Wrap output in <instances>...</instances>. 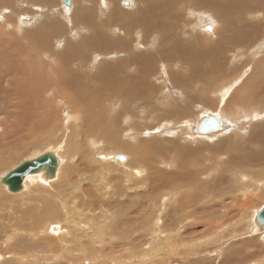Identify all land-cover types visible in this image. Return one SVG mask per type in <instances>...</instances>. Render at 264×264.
<instances>
[{
    "label": "bare ground",
    "instance_id": "bare-ground-1",
    "mask_svg": "<svg viewBox=\"0 0 264 264\" xmlns=\"http://www.w3.org/2000/svg\"><path fill=\"white\" fill-rule=\"evenodd\" d=\"M80 1L69 0L65 3L64 0H0V19L6 21V27L15 33L14 35L11 32H6V29H0V117L7 114L4 118L10 120L13 117L12 113L17 116L16 112H12L17 107V111L21 115L25 111L33 110V114L38 117L46 114L47 119V124L44 127H38V123H35L33 129L31 125L29 127L24 126L23 129L16 128L12 136L8 135L6 139L0 136V166L6 164L8 160L11 162L13 153H17V150L21 149L23 145L16 144L25 138H30L32 142H39V140L53 136L57 131L66 132L69 136L66 149L45 150L36 156L23 160L9 170L11 171L25 161L50 151L54 152L59 159L54 176L43 177L41 172L27 174L23 181V189L18 192L10 191L5 183L0 182L1 193H5L2 189L5 187L12 194L10 197H22L27 194V198L24 200L26 206L21 204L20 208L13 211L16 212L15 223L12 226L13 235L5 240L4 246H8L0 252V262L3 264L13 258L12 264H54L55 261L57 264V261L64 259L69 260L68 262L71 264H179V258L175 255L177 249H171L175 245L174 240H172L173 234L166 233V228L160 227L161 222L164 225H174L175 222L165 220L169 218L164 216L167 214H163L162 217L160 211L162 206H166L163 212H167L168 206H172L173 209L170 210V213L175 211V213L185 214V216L192 214L195 216L197 211L203 213L204 216L208 217V219L205 217L207 220L203 224L210 228L209 241L216 240L214 241L215 244L229 236L223 233L222 229L224 228L222 227L230 226L236 220L234 221V218L229 216L230 212L225 211L226 209H224L226 215L222 217L220 216L222 212L208 207L210 205H208L209 200L213 199L210 196L214 194L210 190L207 191L205 186H201L200 180L208 170L212 171L213 165L211 163L209 167L204 166L203 171L200 172L198 169L201 160L196 159L195 162H191L189 159L191 152L197 154L199 149L192 151L187 145L182 152H177L179 157L174 159L173 154L170 155L160 146V151L162 152L163 149L165 151L162 157H152V159L147 157L148 159L145 160L144 155L146 156L147 151L152 152V147L149 150L148 144L145 147L141 140H134L131 135L132 142L130 139H122L123 131L128 134H132L133 131L128 126L122 128L121 125L124 122L128 124L131 122L134 127L142 130V133L139 131L141 133H138L139 135L147 133L150 128L149 126L147 128L145 124L147 117L144 115L145 103L142 100L146 99L147 101L151 93L165 90V78H170L172 82L170 95L167 97L174 96L177 103L171 105V110L166 109L161 112L157 124L152 126L155 129L162 125L167 115H171L176 119L164 124L171 125L181 120L186 122V126L184 125L186 130L178 132V129L172 126L170 137L178 134L181 140L186 142L196 136L193 135L194 132L201 135L217 134L224 130L228 119L233 121L239 119L237 109L234 106L230 110L221 108L219 114L206 115L199 122L197 121L196 125L193 124L195 118L190 112L191 103L186 102V98L193 93L185 87H182L181 91L175 86L177 82H180L182 85L191 87L192 82L198 79L196 74L203 70L201 80L205 81L204 84L209 83L207 93L212 92L211 94L218 95L219 98H215L213 101L223 103L231 89L230 87L221 88V86L226 85L222 79L224 74L222 64L227 60L225 54L237 47H255L259 43L260 37L264 34V0H83L86 4L94 6L87 7L88 9L94 8V10L90 11L91 13L83 12L82 17L77 16L79 19H76V14L84 9V6L81 5L80 7ZM43 2H47L49 5H43ZM123 5L128 6L130 10H126ZM161 9H166V14L162 15ZM105 12L109 13V17H103ZM129 13L132 15L130 19H123L124 21H122V15L128 16ZM259 17L262 19L259 20ZM10 19H15V23H11ZM62 22L67 23L69 28L66 26L67 30L58 34L61 35L58 37V41L62 43L56 44L57 46L54 45L58 49L61 48L60 51H57L56 48L52 49L48 35L54 31L55 27L58 26L59 28ZM106 27L110 28L113 36L106 33ZM82 31L87 32L83 35L81 34ZM122 32L125 34L122 35ZM152 34L157 35V40L154 42H152ZM22 37L40 49L41 55H37V57L44 58V60L37 69L30 63L31 60H34L35 55L29 56L31 55L30 51L28 52L29 48L23 49L21 47V45L23 46ZM62 47L69 49L67 48L68 51L62 50ZM108 47L111 49L108 50ZM113 48L118 49V53L111 55ZM104 50L109 51V53L101 54V51ZM257 50L263 52L264 44L257 46ZM22 51L26 52L23 53ZM87 51H92L94 54H88ZM96 53L98 54L96 55ZM119 56L122 57L119 58ZM195 56L199 60L209 57L214 61L205 62L206 65L203 68L196 67L193 74H179L169 69L170 76L160 78L157 81V77H160L159 67L157 68L155 64L147 65L148 59L159 60L164 58L167 60L166 63L169 68L175 66L176 63H179L178 67L183 62L193 64ZM46 58L50 63L46 61ZM103 58H113V60L106 61ZM26 59L27 61H25ZM35 69L36 72L38 71L43 75L42 78L34 77ZM195 91L197 92L196 89ZM179 97L182 101L178 99ZM46 98L49 100L43 104ZM33 101L35 103L31 105ZM129 101L134 104V109L130 106ZM65 102L70 105L74 104L73 102L78 103V106L74 108V113L67 115L71 124L68 127L67 119L65 120L60 116V112L65 109ZM106 102H114L111 111L106 108ZM80 103L84 104L83 107L86 108H79ZM57 104L62 105L58 108ZM210 116L217 118L220 128L208 132L199 131L197 128L201 121ZM263 118L264 114L258 112L253 115V119L256 121H261ZM15 120L18 121L19 118ZM15 120L14 124L11 123L13 128L15 124L17 126ZM155 121L157 120L154 119ZM0 122L3 123L2 120ZM18 123L20 124V122ZM59 123H62L63 126H59ZM19 124L18 126H20ZM252 126L251 133L253 135L249 139L254 140L258 138V135H261V138L264 137L262 133L264 126H257L255 122L252 123ZM60 128L61 130H59ZM199 129H204V127L200 126ZM8 130L7 132H9ZM3 132L6 135L7 132ZM3 132L1 135H4ZM222 135L229 136L222 138L219 143H214V145L205 144L210 152L215 151L217 154L210 158L215 161L214 165L217 166V161L222 164L223 155L228 154L225 156V158L228 157L226 159L228 163L240 167L238 166L240 159L237 161L240 151L232 155L231 153L237 150L239 141L246 140L245 136L241 133H232L231 129L228 128ZM74 142L82 146L77 155L70 150ZM131 143H135L132 150L139 152L135 157L137 161L135 165L132 163L134 161L133 155H131L130 161L127 156L119 153L128 147L131 148ZM137 143L140 147L137 146ZM166 149L174 152L175 147ZM26 150L28 149L26 148ZM149 154L151 155V153ZM73 156H80L81 162L77 170L78 172L80 170L86 171V176L75 174L68 179V173L64 175L67 171V161L64 159L70 160L73 159ZM154 156L157 157L155 154ZM127 160L130 162L122 163ZM174 161L177 162V165L189 163L197 168V170L192 171L195 178L189 180L181 172L180 178H177L173 172L165 169L168 172L164 171L165 174L162 172V175L157 178L158 181L152 186L154 192L163 189L162 192L165 194L160 196L161 192L156 194L150 191L151 189L148 190L143 187V182L146 180L144 175L147 172L144 170L145 167L158 168L163 163L171 167ZM97 164L98 166H95ZM115 168L125 170V173L120 178L123 184L117 185L116 189L114 188L115 190L112 191L111 183L117 175L116 172V175L113 176L112 174ZM97 169V175H87L90 171ZM68 170L70 169L68 168ZM186 171H189V167ZM62 172L64 177H61ZM178 172L179 170H177ZM230 172L235 173L238 177V183H236L239 185L234 190L235 192L231 191L233 189L230 190L238 201L240 195L245 198L247 192H253L255 195L264 186V178H261L260 181L257 180L250 174L251 171L250 173L246 172L249 177L236 170ZM8 173L7 171L2 174L0 179ZM224 174L226 173L224 172ZM233 176L235 177V175ZM247 177L248 182L252 181L254 187L245 182ZM56 179L61 182L53 188L50 183ZM171 181L175 183L171 185ZM131 188L133 193L129 191ZM205 190L206 192H203ZM261 196L263 195L261 194ZM162 197L164 201L161 200ZM16 199L14 197L10 200L14 202ZM246 202L249 201L246 200ZM237 204L238 206L241 205L239 202ZM263 206L264 203L257 211H252L254 214L244 213L250 206L241 207L243 212L234 225L238 227L245 221L248 223L246 228H251V233L259 236L264 244V230L260 229L261 226L257 221V216ZM117 208H119V212H117ZM157 228L159 231L153 233L157 231ZM220 228L222 229L220 230ZM227 228L230 227L225 229ZM18 236L27 237L26 242L24 243L21 239L16 244L14 240ZM179 236L182 241L184 240L183 242L192 238V236L183 235L182 231ZM54 237H58L59 240L55 241ZM182 241L181 243H183ZM206 241L208 240L206 239L204 242ZM12 242H15L14 250L9 251ZM183 246L189 248L186 244ZM191 248L193 250V247ZM165 253H173L171 255L175 257L172 261L170 259L171 262L166 261L168 258H164L167 256ZM238 253L237 247L233 251L224 252L220 264H227L231 261L236 263L238 260L236 262L234 260L237 259ZM186 262L184 263L188 264ZM253 264H264V257L259 258Z\"/></svg>",
    "mask_w": 264,
    "mask_h": 264
},
{
    "label": "rangeland",
    "instance_id": "rangeland-1",
    "mask_svg": "<svg viewBox=\"0 0 264 264\" xmlns=\"http://www.w3.org/2000/svg\"><path fill=\"white\" fill-rule=\"evenodd\" d=\"M61 4H63V3L61 2ZM43 5H49V4H47V2H43ZM50 5H52V4H50ZM79 5H80V7H81V5L84 6V9H81L80 13H78L80 15L76 14V17H75L76 19L78 17L81 18L83 12L87 13V12H90V11H93L94 10V8L93 9H88L87 7H90V6L91 7H94V6L93 5L86 4L83 0L80 1ZM123 7H125L126 10H130V8L128 6H124L123 5ZM108 14H109L108 12H105V16H103V17L104 18L109 17ZM161 14L162 15L163 14H166V9L165 10L164 9H161ZM131 16H132L131 13H129L128 16L127 15H122V21H124L126 19L127 20L130 19ZM164 16H166V15H164ZM258 19L260 20V19H262V17H259ZM9 21L11 23H15L16 20L15 19H10ZM6 24H7L6 21L4 22L2 19H0V29H2V30L3 29L4 30L6 29V32L13 33V31L10 28H7L6 27ZM66 26H68V24L67 23L65 24L64 22H62V24L59 26V28H58V26H57V28L55 27L56 29L54 28V31L57 30V32L54 33V31H52V32L49 33L48 37L50 38V45H51V47H52L53 50L56 48L57 51H60L61 48L58 49L55 46H57L58 44H61L62 43V42L58 41V37L61 36V35H58V34H60V33L62 34L63 32H65V30H67V27ZM68 28H69V26H68ZM59 29H60V31H59ZM105 31L110 36H113V33H111L112 31L110 30L109 27H106L105 28ZM178 31L180 32L179 29H178ZM86 32L87 31H82L81 34L84 35ZM13 34L15 35V33H13ZM124 34L125 33L122 32V35H124ZM151 37H152V42H154V41L157 40V38H156L157 35H153L152 34ZM261 37H260V39L258 41L259 43L255 47L254 46L253 47H246V48H242V47H239L238 48L237 47L233 51H229V52H227L225 54V56H227V60H225L224 64H222L223 65V71H224L223 72L224 74H223L222 79H224V82L223 83L226 84V85L221 86V88L224 87V89H227V88L230 87L231 89L229 90L228 94L226 95L225 101L223 103H220V102L217 103L216 101H213L215 98H219L218 95H213V94H211L212 92H208L207 93L206 90L208 88L207 85H209V83L208 84L207 83L204 84L205 81L204 80H201L202 79V72H203V70L199 71V73L196 74L197 77H198V79L195 82H192V86L191 87L182 85V83L177 82L174 79L175 82H177V84L175 86L176 89H179V90L182 91V87H185L190 92L193 93L192 95H190L189 97L186 98V102H190L191 103L190 112L193 114V117L195 118V120H193L194 121L193 124L196 125L206 115L215 114V113L219 114L220 111L223 108H227V109L230 110L231 107H234V106H235L234 108L237 109L236 112H237V115L239 116V119H237V120L239 122L237 120L236 121H233L231 119H228L227 120L228 126L226 124L224 130L221 131V132H219V133H217V134L215 133V134H208V135L202 134L201 135V134L196 133V132L193 131L195 133L193 135H196V136L192 137L191 138L192 140H188L186 142H183L178 134L177 135L174 134V135H172L170 137V134H171L170 131L172 129V126L173 127L175 126L174 128L178 129V132L186 130L185 129V126H186L185 123L186 122H182L181 120L178 123H172L171 125L164 124L166 122L170 123L172 120L176 119L175 117H173L171 115H167L166 119L162 122V125L160 127L156 128V129L154 127H152L155 124H157L158 119H159V116H161L160 115L161 112H164V110H166V109L171 110V105L177 103V101L174 100L175 99L174 96L167 97V96L170 95L169 92H170V88L172 87V82L170 81V78H165V77L170 76L169 73H168L169 72V69L171 71H175V72H177L179 74H193L196 67H202L203 68V66L206 65L205 62H208L209 60H211V62L214 61L212 58H209V57L208 58H205V59L199 60L197 58V56H195L194 57L195 58V62L193 64H191L190 62H188V63L183 62L182 64H180L177 67V65L179 63H176V64L174 63L175 66H171L173 68H171V67L169 68V65L166 63L167 60L164 59V58L159 59V60H151V59H148L147 65L155 64V66L157 68L159 67V69H158L159 72L158 73H159V76L160 77H157L156 81L159 80L160 78H165V80H164V85H165L164 86V89L165 90H159V92L151 93L150 95L152 97L149 95V97L147 98V101H146V99L145 100H142L145 103V107H144L145 108L144 109L145 112H144V115H145V117H147V121H145V124H146V127L148 128V126H149L150 129L147 131V133H144V135L143 134L142 135H139L138 133H140V132L142 133V130H139L136 127H134L131 122H129V124L126 123V122H124L121 125L122 128H125V126H128L133 131L132 134H128V133H126V132L123 131L122 132V139H124V140H129L130 139V141H131V139L133 137L134 140L135 139L141 140L142 143H144V146L145 147L148 144L147 147H149V150H151V147H152V150H151L152 152L147 151L146 156L144 155V159L145 160H147L148 158L149 159H152V157H154V158L162 157L164 155L163 153L165 151H167L170 155L173 154L174 159H176L177 157H179V154L177 152H179V151L182 152L183 148L185 146H187V145L190 146V148L192 149V151H194L195 149H199V151L197 152V154L191 152V154H190L191 157L189 159L191 160V162H195L196 159L201 160L200 161V168L198 169V170H200V172L203 171L204 166L209 167V166H211V163L213 165L212 171H209L208 170V172L200 180V182L202 184L201 186H205L206 189H207V191L210 190L214 194V195H211L210 196V197H213V199L209 200L208 205L209 204L210 205L208 207H211L212 210L215 209V210H217L219 212H222V214L220 215L222 217H224L226 215L225 211L230 212L229 213V216L231 215V217L234 218L233 219L234 221L235 220L237 221L238 217L243 212L242 211L243 208H241V207L250 206L251 209L247 207V210L245 209L246 211H244V213L245 212L246 213L248 212L247 214H254L253 212L255 210L257 211V209H259L263 205V203H264V199H263L264 198V186H262L261 189H260V192H258L255 195H254L253 192H247V196L248 197L246 196V198L245 197H242L243 195H240V200L238 201L237 197L236 198L234 197V195H233L234 193L232 194V192H235L234 190L239 185V184H237L238 183V177H237V175L235 173H231L230 172L232 170H236L239 173L242 172L243 174L247 175L246 172L248 171V173H250V171H251L250 174H252V176L255 177L257 180L260 181L261 178L262 179L264 178V137L261 138V135H258V138L254 139V140L249 139V138H252V135H253L251 133V131L253 130V128H252L253 127L252 126V123L253 122H255L257 124V126H264V118L261 119V121H259V120L256 121L255 119H253V115L255 113H257V112L260 113V114H264V50H263V52H262V50H260V51L257 50V46H260V45L264 44V41H263L264 40V34ZM21 41H22L21 43L23 44V46L21 45V47L23 49L29 48L28 49V52L30 51V54L31 55H29V54L28 55L29 56L35 55L34 60H31L32 62H30V63H32V65L34 66V68L37 69L38 66L41 65V63H43V60H44V58L43 59H40V58L37 57V55H41L40 49L36 45L35 46L34 45H31L23 37L21 38ZM195 44H197V43H195ZM52 45L53 46L55 45V46L53 47ZM25 46H26V48H25ZM29 46H33V47H29ZM67 48L68 47H62V50L63 49H66L68 51L69 48L68 49ZM107 49L110 50L111 47H108ZM22 52L25 53L26 51L25 52L22 51ZM116 52L118 53V49L113 48V52H111L110 54L113 55ZM87 53L88 54L89 53L94 54L92 51H87ZM102 53H109V51L107 52L106 50H104V51H101V54ZM97 54L98 53H96V55ZM110 57H113V56H110ZM121 57L119 56V58H121ZM103 59H105L106 61H112L113 60V58H103ZM239 59H240V61H239ZM95 60H96V58H95ZM25 61H27V59ZM46 61H48L50 63V61L47 60V58H46ZM211 62L209 63V65L211 64ZM211 66H212V64L210 65V67ZM30 67H31V64H30ZM36 69L34 71L35 72L34 77L35 78H42L43 75L41 73H39L38 71L36 72ZM100 85H102V84H100ZM195 89L197 90V92L195 91ZM105 93H107V92L105 91ZM178 99L182 101V99L180 97ZM47 100H49V99L46 98L45 101L43 102V104H46L47 103ZM146 102H147V104H146ZM148 102H150V103H148ZM34 103L35 102L33 101V103L31 105H33ZM73 103L74 104H71L70 105L69 103L65 102V105H66L65 106V109L60 112V116L63 119H65V120L67 119V127L71 125L69 123V118L67 117V115H71L72 113H74V111H75L74 108L76 106H78V103H76V102H73ZM113 103L114 102H112V103L111 102H106L105 103L106 108L111 111L112 110ZM62 104H64V103H62ZM62 104H57V107L59 108ZM129 104L132 107V109L135 108L134 104L131 101H129ZM207 104H209V105H207ZM80 105L81 106L79 108H81V109L86 108V107H83L84 104L80 103ZM119 105H121V103H119ZM10 110H12V109H10ZM12 112H16L17 113V116L12 113V116L13 117L10 119L11 121L4 118V116H7V114H4V116H1L0 117V120H2V122H3V123L0 122V126H1L0 127V136H3L4 139L8 138V135H11L12 136V133H14V130L16 128L23 129L24 126L29 127L31 125L32 126V129H33V126H34L35 123H38L37 124L38 127H44L47 124L46 114L42 115L41 117H38L36 114H33V110H28V111H25L23 115H21V113L17 111V107ZM85 114H87V113H85ZM196 114H198V115H196ZM156 116H157V118H156ZM17 118H19L18 121L15 120ZM12 119H13V121H12ZM154 119H156L157 121L154 122ZM14 120H15V122L17 121V126L15 124L16 127L14 126V128H13L12 127L13 125H11V123L14 124ZM18 122H20V124ZM18 124L20 126H18ZM8 126H10L9 127L10 129L9 130H8ZM59 126L62 127L63 124L62 123H59ZM227 128L228 129H231V132L232 133H238V134L241 133V135H244L245 138H246L245 141H239L237 150L236 151H233L231 153V155H232L233 153L240 151V152H238L239 155L237 156V161L240 159L239 160V164H241V165L238 164V166H240V167H237L236 165H231V164L228 163V160H226V159H228V157L225 158V156H228V154L223 155L224 157L221 159L222 164L217 161V166H215L214 165L215 164L214 163L215 161L212 160L210 157L211 156L212 157H215L217 154L215 153V151H211L210 152L209 149L205 145V144H212V145H214V143H219V141L222 138L228 137L230 134L229 135H225V136L222 135L224 133L225 129L227 130ZM240 128L241 129L243 128V130H240ZM262 128H263L262 133L264 134V127H262ZM6 129L10 133L7 132ZM11 129H13V130H11ZM2 130L3 131H6L9 134L6 133V135H7L6 136L5 135V132H3ZM59 130H61V128ZM151 131H153L154 134ZM159 131H160V133H159ZM1 132H3L2 134H4L5 136L4 135H1ZM186 133L188 135V133H189L188 130H187ZM68 138H69V136L67 135L66 132L57 131V133L55 132V134L53 136L44 138V140L42 139L41 141L39 140V142L38 141L37 142H32V141H30V138H28V139L25 138L24 140H21L19 142V144H16V145H22L23 144L22 145V148L19 149V150H17V153H13V155L11 156V162H9L10 160H8L6 164L0 166V176L2 174H4L5 172L9 171L10 169H12L13 167H15L16 165H18L23 160H25L27 158H30V157H33L34 155L36 156V155L44 152L45 150H48V149H54V150H56V149H59V150L60 149H62V150L63 149H66L65 147L68 146L67 145V141L69 140ZM258 140H259V142H258ZM149 141H152V143H149ZM154 143H155V145H154ZM176 143H178V144H176ZM134 144L135 143H131L130 144L131 145V148L128 147L127 149H124L123 152H119V153L120 154H124L125 156H127L128 159H130V161H131V155H133L134 161L132 163L135 165L137 163V161L135 160V157H136V155L139 152L132 150ZM30 145H31V147L29 148ZM229 145L231 146V144H229ZM137 146L140 147V145L138 143H137ZM160 146L162 148H164L165 151L163 149V151L161 152L160 151L161 150ZM25 147L28 150H26ZM168 147L169 148L175 147L174 152H172L170 149L169 150L166 149ZM81 148H82V146L80 144H77L76 142H74L73 143V147H71L70 150H71V152L74 151L76 153V155H77V152ZM149 153H151V155ZM154 154L157 157H155ZM229 155H230V153H229ZM245 157H247V158H245ZM79 158H80V156H73V159H70V160L64 159V161H67V163H66V165H67V168H66L67 171H65L64 175L66 173H68V179H70L75 174H81V175H85L86 176V174H85L86 171L80 170L78 172V170H77V168L79 167V163L81 162V159H79ZM62 161H63V158H62ZM126 162H128V160L125 161V162H122V163H126ZM163 164L161 165V167L158 166V168L157 167H153V168L152 167H148V168L145 167L144 170L147 171L146 174L144 175V177L146 178V180H144V182H143V187H145V189H148V190L151 189L150 191L154 192L153 189H152V186L155 184V182L158 181L157 178L162 175V172H163V174H165L164 171L165 172H168V171L169 172H173V175H176L177 178H180V175H179L180 172L183 173V174H185L187 176L186 178H188L189 180H193L195 178L194 173L192 171L197 170V168H194L192 166V164L186 163V164L177 165V162H175V161L173 162V166H171V167H168L167 165H165L166 163H163ZM95 166H98V164L95 165ZM241 166H242V168H241ZM187 167H189V171H186L187 170ZM68 168L70 170H68ZM229 168L231 170H228ZM253 168H254V170H253ZM64 169H65V166H64ZM115 169H114V171H112L113 176L116 175V174L117 175L119 174L120 176L118 175V177H117V175H116L114 177L115 180L112 181V183H111V190L112 191H114L116 189L117 185L123 184V181L120 178H121V175L124 176V173H125V170H120L119 168H115ZM165 169L168 170V171H166ZM171 170H174V171H171ZM177 170H179L178 173H177ZM97 171H98V169L97 170L90 171L87 175H89V174L97 175L96 174ZM63 172H64V170H63ZM63 172L61 174V177H64L63 176ZM115 172H116V174H115ZM159 172H161V173H159ZM224 172L226 174H224ZM150 173H152V174H150ZM148 174H150V175H148ZM154 174H155V176H154ZM233 175H235V177ZM247 176L249 177V175H247ZM248 177L245 179V182L248 183V184H250V185L251 184L253 185V182L252 181L248 182ZM57 179L56 180H53V182L50 183V184L53 185L52 186L53 188L56 187V186H58L59 183L61 182L60 180L58 181ZM153 180H154V182H153ZM255 181H254V183H255ZM171 182H172V183H170L171 185H173L175 183L174 181H171ZM148 183H150V184H148ZM253 187H254V185H253ZM2 189H3V192H5V193H1L2 191L0 192V252L2 250H5L6 247L8 246V245L7 246H4V243H5L6 238L13 235L12 226H13V223H15L14 219H15V216H16V212H13V211H16L17 208H20L21 207V204L25 207L26 204L24 203L25 202L24 200L27 198L26 197L27 194L24 195V196H22L23 199H22V197L14 196L17 199H16V201L13 202L12 200H10V199H13L14 198L13 196L10 197V195H12V194L7 189H5V187L2 188ZM220 189H221V191H219ZM231 189H233V190H231ZM162 190L163 189H161L160 191H157V192H161L160 193V196H162V194H165V192H162ZM230 190L232 192H230ZM25 191H23V192H25ZM129 191L131 193H133L132 188H131V190L129 189ZM157 192H154V193L157 194ZM203 192H206V190L203 191ZM20 193H22V192H20ZM261 194L263 196H261ZM133 196H134V194H133ZM231 197H232V199H231ZM235 199H237V200L235 201ZM161 200L164 201L163 197L161 198ZM215 200H217V201L215 202ZM246 200L249 201V202H246ZM230 201H231V203H229ZM242 201H244L243 202L244 205L242 204ZM212 202H214V203H212ZM238 202L241 203V205H243V206H241V205L238 206V204H237ZM221 203H222V205L224 207L221 205ZM246 203H247V206H246ZM36 204H37V202H36ZM228 204H230V205L228 206ZM164 207L166 208V206H162V208L160 210L162 217H163V214H167V215H164V216H166V218H168V217L169 218L168 219H165V220L173 221V222H175V224L174 225H171V224L164 225L163 222H161L162 224H161L160 227L161 228L162 227L163 228H166V230H165L166 233H169V234L172 233L173 234L172 235V240H174L175 245L171 249L172 250L173 249H177V254L179 256L177 254H175V255H176L177 258H179V262H180L179 264H185L184 263L185 261H187L188 264H212L213 262H214V264H220V262L223 259L224 252L233 251V249H235L236 247H237V250H239L240 255L238 253V255H237L238 257L234 261L235 262L237 260L238 261L236 263H234L233 261H231L230 263H227V264H233V263L234 264H253L259 258H263L264 257V244L262 243V239L259 238V236H255V234H252L251 233V228H249V229L246 228L247 227L246 225H248V223H246L245 221L243 223H241L238 227H236L234 225V223L236 222L235 221L230 226H228V225H226L225 227L223 226L222 228H224V229L220 228V230L222 229V231H223V233L225 235H229V236L227 238H224L222 240H219L215 244L214 241H216V240H213V242L211 240L209 241L210 228H208L207 226H205L203 224L204 222H206V220L208 219V217L204 216L203 213L197 211L198 213L194 216L192 214V212H190L192 214L191 216H185V214L175 213V211H174L175 208L173 210L174 212L173 213H170V210L173 209L172 206H170V207L168 206L169 209L167 208V212H163ZM237 207L238 208L240 207V208L238 209ZM224 209H226V210L224 211ZM118 210H119V208H117V212H119ZM175 214L177 215V217H176ZM6 215H8V216H6ZM184 217H186V218H184ZM205 217L207 219H205ZM176 219H178V220H176ZM198 220H199V222H198ZM191 222H192V225H191ZM250 223H252V222H250ZM226 227H230V228L225 229ZM179 229H180V231H179ZM158 231H159V229L157 228V231H154L153 233H157ZM181 231H182V234L183 235H185L187 237L192 236V238L189 239V240H187L186 242H183L184 240L182 241L181 240V237L179 236V233ZM183 231H185V232H183ZM239 231H241V232H239ZM243 231H244V233H243ZM207 233H208V235H207ZM234 233H235L236 236L234 235ZM196 235H197V237H196ZM259 235L261 236L260 233H259ZM251 237H252L253 240L251 239ZM196 238H198V239H196ZM244 238H246V239H244ZM21 239L25 243L27 237H25V236H18L14 241H16V244H17V242L19 240H21ZM57 239H58V237H54V240L55 241H58L59 240V239L58 240ZM206 239L208 241L204 242ZM243 239H244V241H243ZM181 241L183 243H181ZM242 241H243V245L244 246L242 245ZM176 242H177L178 245L176 244ZM193 242H194V245L192 246ZM197 242H199V243H197ZM224 242H225V244H224ZM231 243H233V244H231ZM183 244H186L187 246L189 244H191V245L188 246L189 248H186V247L183 246ZM246 244H248V245H246ZM251 244H253V245H251ZM22 245H23V243H22ZM241 245H242V247H241ZM14 246H15V242H12V245L10 246V248H9L10 250L9 251H13L14 250ZM191 247H193V250H191L192 249ZM220 248H221V250H220ZM224 248H225V250H224ZM244 248H246V249H244ZM219 252H220V254H219ZM252 252L253 253L256 252V254H253ZM165 254L167 256L164 257V258L165 259L168 258L166 260L168 263L172 261L173 257H175L174 255H171L173 253H169V254L165 253ZM214 255H215V257H214ZM253 256H254V258H253ZM239 257H241V258H239ZM12 259L13 258L9 259L8 261L4 262L3 264H12L13 263L12 262ZM170 259H171V261H170ZM155 260H157V259H155ZM252 260H255V261L252 262ZM68 261H66L65 259L64 260H59V261H57V264H71V262H68ZM181 262H183V263H181ZM55 263H56V261L54 262V264ZM130 263H132V262H130ZM0 264H2V263L0 262ZM132 264H134V263H132ZM144 264H147V263H144Z\"/></svg>",
    "mask_w": 264,
    "mask_h": 264
},
{
    "label": "water",
    "instance_id": "water-1",
    "mask_svg": "<svg viewBox=\"0 0 264 264\" xmlns=\"http://www.w3.org/2000/svg\"><path fill=\"white\" fill-rule=\"evenodd\" d=\"M64 2L67 3L69 0H64ZM200 126H203L204 129H199ZM219 128L220 125L217 118L210 116L204 118L197 129L201 132H208ZM58 163L59 159L57 155L54 152L48 151L37 158L27 160L15 169L8 171L9 173L3 176L0 179V182L5 183L10 191L18 192L23 189V181L27 174L41 172L43 177L54 176ZM257 221L261 226L260 229L264 230V206L257 216Z\"/></svg>",
    "mask_w": 264,
    "mask_h": 264
},
{
    "label": "snow or ice",
    "instance_id": "snow-or-ice-1",
    "mask_svg": "<svg viewBox=\"0 0 264 264\" xmlns=\"http://www.w3.org/2000/svg\"><path fill=\"white\" fill-rule=\"evenodd\" d=\"M209 30H211V29L209 28Z\"/></svg>",
    "mask_w": 264,
    "mask_h": 264
}]
</instances>
